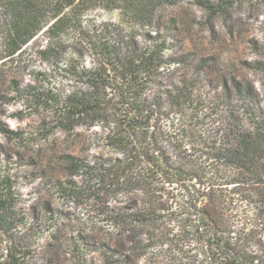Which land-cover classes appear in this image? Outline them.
Returning a JSON list of instances; mask_svg holds the SVG:
<instances>
[{"label":"trees","instance_id":"trees-1","mask_svg":"<svg viewBox=\"0 0 264 264\" xmlns=\"http://www.w3.org/2000/svg\"><path fill=\"white\" fill-rule=\"evenodd\" d=\"M178 2L0 0V65L34 48L47 70L17 93L64 135L99 129L96 155L60 156L78 179L55 186L126 243L155 264H264V116H207L255 96L234 78L202 95L199 74L176 73L187 60L164 18ZM119 248L104 264H135Z\"/></svg>","mask_w":264,"mask_h":264},{"label":"rangeland","instance_id":"rangeland-1","mask_svg":"<svg viewBox=\"0 0 264 264\" xmlns=\"http://www.w3.org/2000/svg\"><path fill=\"white\" fill-rule=\"evenodd\" d=\"M200 4H210L211 11ZM166 15L165 22L175 20L174 53L187 60L176 73L199 74L196 92L214 97L232 78L253 89L254 106L244 107L232 92L229 106L207 116H264V0H179ZM34 50L0 65V264H104L103 251L115 246L135 264H155L108 227L95 203L68 199L56 189L58 178L78 179L60 156L96 155L88 140L99 129L64 135L47 111L17 93L37 85V71L47 70Z\"/></svg>","mask_w":264,"mask_h":264}]
</instances>
